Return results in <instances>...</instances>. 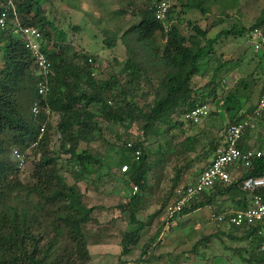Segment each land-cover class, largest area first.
Masks as SVG:
<instances>
[{"label": "trees", "instance_id": "trees-1", "mask_svg": "<svg viewBox=\"0 0 264 264\" xmlns=\"http://www.w3.org/2000/svg\"><path fill=\"white\" fill-rule=\"evenodd\" d=\"M224 1L231 8L239 2L199 0L192 5L188 0L184 5H192L207 14L210 4ZM69 2L67 3L70 4ZM72 2L74 3L70 5L79 7L80 1ZM159 2L160 0H156L143 7L139 22L131 25L121 35L126 50L121 69L113 72L108 79H99L96 77L95 58L84 51L73 49L67 43V31L58 27L46 14L40 0H0V11L7 8L10 12L8 26L0 27L3 51L0 59V264H89L92 261L91 247L99 244H118L122 254L132 250L139 251V257L131 264H145L161 259V255L155 252V244L165 234V229L171 230L173 225L164 220L162 226L155 229L150 227L152 220H148V215L142 216L145 211L142 195L148 185V173L151 169L149 155L143 143L153 127L164 122L165 116L182 115L203 103L198 102L199 96L205 100V95H213L207 91L205 95L201 94L200 87L193 85V79L207 48H211L218 40L208 36L206 27L192 21L189 24L194 32H184V24L180 20H173L175 15L172 5L167 14L170 26L166 28V23L156 17ZM11 6L15 7L18 22L22 26L38 28L44 41L51 42L54 37L58 41L55 44L58 48L52 50L44 42V52L50 59L53 70L49 77L46 99H41L38 93L39 69L30 50L25 47ZM262 26L264 7L253 25L222 29L221 34L242 36L251 28L262 29ZM107 44L112 47L114 40ZM225 65L220 63L214 76ZM258 65L263 71L261 95L264 88V59L260 58ZM143 80L146 87L152 89L154 98L146 106H139L134 98L139 89H144L141 87ZM36 101L49 106L55 114L54 118L58 116L54 126L50 124L52 120L47 119L44 111L37 115L33 113L32 107ZM242 107L243 103L237 93L232 92L226 98L220 112L221 115L227 113L230 116L227 126L246 118L244 114L239 115ZM255 107L256 105L249 107L247 112L253 113ZM260 116L264 127V112ZM98 117L109 124L126 127L140 123L143 131L142 138L135 141L132 147L126 144L124 146L133 154L140 149L141 155L137 160L132 158L128 171L122 172V166L120 167L123 175L119 179L127 188H121L122 191L118 193L115 189L106 191L105 195L109 199L114 194L119 197L118 203L111 206L108 204V207L96 204L89 207L85 202V193L80 191L78 185L67 183L59 165L60 155L51 150L50 128L55 129V139L57 132L61 134L57 140L60 142V149L70 155L72 166L68 171L95 187L108 184L107 176L111 168L103 165L99 155L88 148H80L83 140H90L95 132L101 131ZM179 121L176 123L182 122ZM45 123L46 131L38 140ZM248 129L249 127L246 131ZM244 138L243 135L240 147L248 149L250 146L244 142ZM36 141V145H33ZM220 145L214 142L213 150L217 152ZM27 147L33 148L34 155V170L30 181H24L20 177V169L28 163L25 153ZM15 148L26 155L23 167L18 166L13 156ZM259 148L264 150V134ZM235 168H230L232 183H217L204 191L199 201L193 202L169 221L179 220L192 211L210 206L216 196L232 193L233 190L240 193L235 208L248 207L254 193L242 188L243 181L250 176L264 175V154L255 160L251 168H246L243 164ZM111 180L114 181L113 178ZM130 182L138 185L137 194H130ZM255 193L264 195V188ZM100 208L113 210L114 216L104 222L98 220L93 213ZM210 219L217 223L218 232L202 235L190 252L204 259L202 256L206 253L197 252L200 247H212L215 236L222 238L226 235L237 240L236 242L248 241L247 246L235 248L242 263L264 264V235L258 233L262 225L234 226L226 221H217L212 217ZM114 237L116 241L110 240ZM223 255H214L211 264H216L218 257ZM228 260L230 264H239L230 257ZM118 263L124 264L121 258Z\"/></svg>", "mask_w": 264, "mask_h": 264}, {"label": "rangeland", "instance_id": "rangeland-1", "mask_svg": "<svg viewBox=\"0 0 264 264\" xmlns=\"http://www.w3.org/2000/svg\"><path fill=\"white\" fill-rule=\"evenodd\" d=\"M40 1L46 14L54 20L58 27H63L67 31V43L73 49L84 51L95 58L96 77L108 79L113 72L121 69L122 59L126 57L125 45L122 43L121 35L131 25L139 22L141 19L140 10L151 3H155L156 0H73L80 1L78 8L70 5L74 3L72 0ZM187 1L171 0L175 15L173 20H180L184 24V32L190 34L194 32V29L189 22L200 24L201 27H206L208 36L218 40L211 48H207L199 62V71L193 79V85L200 87L201 94L205 95L206 91L213 93L211 96L205 95V100L201 96L198 97V102L205 101L210 104L211 112L209 111L206 119L198 124L186 122L182 115H167L164 122L157 123L145 137L143 146L149 155L151 169L148 173V185L142 195L145 202L143 209L145 211H143L142 216L148 215V220H152L150 227L155 229L162 226L165 208L170 201L175 199L174 189L180 184L192 182L195 176L211 162L216 153L213 150L214 142L221 144L220 147L225 143V131L230 116L227 113L221 115V110H223L222 105L226 98L232 92L233 94L237 93L241 103H243L239 115L251 116L249 129L244 132V142L248 143L249 148L255 151L260 150L264 154V150L259 148L261 137L264 134L261 116L256 117L253 116L254 112H247L249 107L256 105L260 95L263 71L258 63L261 57L255 54L251 42L246 36L248 33L242 36L221 34L222 29L253 25L264 7V0H239L233 8L229 7L226 1L212 3L209 5L207 14H203L199 8L192 6L197 4L199 0H190L192 5L189 6L184 5ZM11 7L14 20L18 22L16 9L14 6ZM167 23L168 21H166ZM75 26L78 27L75 29ZM262 29L264 32V26ZM113 40L114 45L110 47L107 42ZM44 42L51 50L58 48L55 45L58 42L55 37L51 42L49 41L50 43ZM2 52L0 44V59ZM220 63L226 65L214 76ZM146 86L143 80L141 87L144 89H139L136 92L134 100L138 102L139 106H146L147 103L153 101L154 93L152 89ZM53 119L50 123L52 126L55 125L58 116ZM97 120L100 123L101 131L95 132L90 140H83L80 143V148H88L91 152L99 155L104 162L103 165L111 168L107 176L110 182L108 181V184L99 187L88 184L82 180V177L73 175L68 171L72 166L69 161L70 155L61 151L60 142L55 139V129L50 128L51 150L60 155L59 165L62 167L63 175L68 184H77L80 191L85 193V202L89 207L94 204L97 205L101 200L105 201L107 198L106 191L115 189L118 193L121 188H125L119 179L123 175L120 167L125 163L129 164L134 158V154L124 146L142 138L143 134L140 123L126 127L121 124H109L100 117ZM177 120L182 122L176 123ZM32 147L25 148L28 163L26 167L20 169V177L24 181L31 180L34 170ZM233 198H236V201ZM238 198H240L239 191L233 190L232 193L216 196L210 206L192 211L179 220L169 221L173 228L171 230L165 229L164 233L167 237H163V241L156 248L157 252L163 251L168 256H163L161 260H155L152 264H180L181 262L184 264H211L212 257L221 254L225 256L218 257L216 264H230L228 257L236 263L244 264L235 248L247 246L248 241L236 242L237 240L226 235L222 238L215 236L212 247H200L197 252L206 253L202 256L204 259L198 257V254L195 255V253L190 252L195 242L202 238V235L218 232L217 223L210 219L212 212L223 208H235ZM96 199L97 201H95ZM118 199L119 197L114 194L108 203L110 206L114 205L118 203ZM110 240L116 241L115 237L110 238ZM106 249L101 248L99 252L94 253V256L91 255L92 264H119L118 260L121 257L119 250L116 251L114 247H108L110 253H106ZM129 253L127 257L122 259L126 264L128 262L131 264L139 257L137 250Z\"/></svg>", "mask_w": 264, "mask_h": 264}, {"label": "built area", "instance_id": "built-area-1", "mask_svg": "<svg viewBox=\"0 0 264 264\" xmlns=\"http://www.w3.org/2000/svg\"><path fill=\"white\" fill-rule=\"evenodd\" d=\"M171 7V0H160L156 17L166 23L167 14ZM10 12L7 8L0 11V27L4 28L8 26L10 22ZM15 21V20H14ZM15 24L19 26L22 40L32 55L35 64L38 66L40 79L38 81V93L41 99H46L48 95L49 77L53 74L52 64L47 54L44 52V40L42 33L36 27L22 26L15 21ZM170 23L165 24L166 28H169ZM248 38L251 42L254 52L259 54L264 59V32L260 27L251 28L248 32ZM210 104L203 102L197 104L191 110H188L182 114L183 119L186 122L198 124L206 119L209 115ZM32 111L35 115L44 111L47 119L52 120L55 116L51 108L47 105H42L39 102H35ZM253 116H260L264 112V88L257 101L256 109L253 111ZM251 116H247L244 120L230 124L225 131V143L220 147L211 162L203 168L195 179L186 184H180L175 188L176 198L170 201L167 206L163 220L168 223L170 219L180 214L184 208L190 206L193 202H197L201 199V195L204 191L211 189L217 183L230 184L233 181L230 168H237L239 164H243L246 168H251L255 160L262 156V151H255L248 148L243 149L240 147V141L243 138L245 130L249 127ZM253 125V124H252ZM46 123L42 125L41 131L38 136V140L41 139L46 131ZM61 137V134L57 132L56 140ZM38 141L33 143L36 145ZM133 143L129 142L128 147H132ZM141 150L137 149L134 153V158L137 160L140 158ZM13 156L19 167H23L26 163V155L20 149L15 148L13 150ZM235 168V169H236ZM121 170L126 172L129 170V164L125 163ZM132 194L139 192V187L136 184H131ZM242 188L246 191L254 193L251 204L245 208H230L224 209L219 212H212V219L217 221H226L230 225L234 226H257L262 225L258 233L264 235V195L255 193L259 189L264 188V175L250 176L244 179ZM262 250H264V243L262 244Z\"/></svg>", "mask_w": 264, "mask_h": 264}, {"label": "crops", "instance_id": "crops-1", "mask_svg": "<svg viewBox=\"0 0 264 264\" xmlns=\"http://www.w3.org/2000/svg\"><path fill=\"white\" fill-rule=\"evenodd\" d=\"M197 176V175H196ZM195 176V177H196ZM195 179V178H194ZM131 190H132V187H131V189H130V192H131ZM122 191V190H121ZM131 194V193H130ZM95 201H97V199L95 200ZM108 201H109V198H106L105 199V201H99V203H97V205H102V206H106V207H108ZM114 212H113V210H105V209H103V208H100V209H96L95 211H94V213H93V216L95 217V218H97L98 220H100V221H102V222H104V221H107V220H110L114 215ZM165 234H163V236H161V238L159 239V241L155 244V250H156V248L158 247V244L159 243H161L162 241H163V237H167L166 235L164 236ZM108 247H111V248H115V250L117 251V250H119V252H120V254H121V259H123V258H125V257H127V255L128 254H130L129 252H133V250L132 251H128V252H125L124 254H122V251H121V247L120 246H118V244H99V245H95V246H92L91 247V253H92V255L94 256V253L97 251V252H99L100 250H101V248L103 249V248H107L106 249V253H110V251H109V249H108ZM112 252V251H111ZM158 253H160V252H157V250H156V254L157 255H161V258L163 257V256H168V254H166V253H164L163 251L160 253V254H158ZM163 253H164V255H163ZM138 255H140V252H139V254ZM119 258V259H120ZM161 260V259H160ZM158 261V260H157ZM93 262V261H92ZM92 262L90 263V264H92ZM155 262V260H153V261H151V262H149V263H145V264H152V263H154ZM124 264H126V262L124 263ZM128 264H130V262H128Z\"/></svg>", "mask_w": 264, "mask_h": 264}]
</instances>
